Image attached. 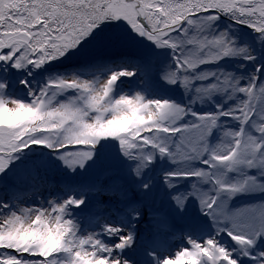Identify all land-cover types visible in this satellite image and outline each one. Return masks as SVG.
<instances>
[{
    "label": "snow or ice",
    "instance_id": "obj_1",
    "mask_svg": "<svg viewBox=\"0 0 264 264\" xmlns=\"http://www.w3.org/2000/svg\"><path fill=\"white\" fill-rule=\"evenodd\" d=\"M0 264H264V0H0Z\"/></svg>",
    "mask_w": 264,
    "mask_h": 264
}]
</instances>
